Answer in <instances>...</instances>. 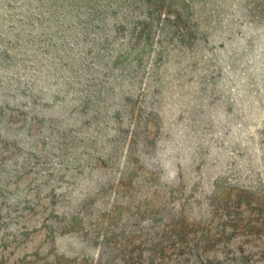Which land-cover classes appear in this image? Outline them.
Wrapping results in <instances>:
<instances>
[{
    "label": "rangeland",
    "instance_id": "rangeland-1",
    "mask_svg": "<svg viewBox=\"0 0 264 264\" xmlns=\"http://www.w3.org/2000/svg\"><path fill=\"white\" fill-rule=\"evenodd\" d=\"M0 264H264V0H0Z\"/></svg>",
    "mask_w": 264,
    "mask_h": 264
}]
</instances>
